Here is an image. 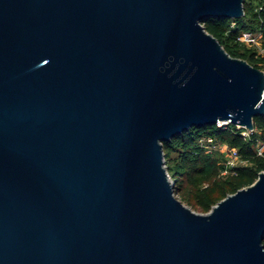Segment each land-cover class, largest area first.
I'll use <instances>...</instances> for the list:
<instances>
[{
    "label": "water",
    "instance_id": "1",
    "mask_svg": "<svg viewBox=\"0 0 264 264\" xmlns=\"http://www.w3.org/2000/svg\"><path fill=\"white\" fill-rule=\"evenodd\" d=\"M243 2L0 0V264H264V169L201 213L162 146L264 114Z\"/></svg>",
    "mask_w": 264,
    "mask_h": 264
},
{
    "label": "trees",
    "instance_id": "2",
    "mask_svg": "<svg viewBox=\"0 0 264 264\" xmlns=\"http://www.w3.org/2000/svg\"><path fill=\"white\" fill-rule=\"evenodd\" d=\"M243 7L244 14L240 18L210 17L202 24L231 56L256 66L255 52L237 37L243 31L255 30L261 33L264 44V0L257 4L244 0ZM253 123L255 130L248 138L241 133L243 127L229 122L225 125H194L169 140H163L164 162L174 181V191H181L189 203L206 211L226 194L254 181L258 172L264 169V154H257L254 149L257 140H264V114L255 115ZM206 134L236 146L247 163L230 166L229 174L219 175L224 164H219L216 157L198 143V138ZM203 182L208 183L202 186ZM186 186H189L191 196L186 195Z\"/></svg>",
    "mask_w": 264,
    "mask_h": 264
},
{
    "label": "built area",
    "instance_id": "3",
    "mask_svg": "<svg viewBox=\"0 0 264 264\" xmlns=\"http://www.w3.org/2000/svg\"><path fill=\"white\" fill-rule=\"evenodd\" d=\"M261 39H263V37L260 32L258 35H253L251 30L243 31L237 37V40L244 42L247 47L252 48V50L255 52L254 59H255L256 67L264 71V48L261 45V42H260ZM262 96L264 97V88L262 91ZM217 124L225 125L228 123H222L221 121H219ZM235 125L237 127H243V126H240L239 124H235ZM243 128L244 129L241 130V133L243 134L245 138H248L250 133L255 130L254 126L251 129L246 128V127H243ZM212 142H217L219 145L220 144L222 145V148L224 149V154H225L224 163L227 167L237 165L235 163V159L239 157L241 158V156L236 146H232L227 141L219 140L212 135H203L198 138V143L201 146L205 147L208 151L210 150L209 144ZM254 149L257 154L263 155L264 154V140H257L254 145Z\"/></svg>",
    "mask_w": 264,
    "mask_h": 264
},
{
    "label": "rangeland",
    "instance_id": "4",
    "mask_svg": "<svg viewBox=\"0 0 264 264\" xmlns=\"http://www.w3.org/2000/svg\"><path fill=\"white\" fill-rule=\"evenodd\" d=\"M251 1H252V4H257V2H258L259 0H251ZM247 31H248V30H247ZM252 34H253V35H258L259 32H258V31H255V30H252ZM260 42H261L262 47L264 48L263 39H261ZM243 44H244V43H243ZM243 46H245V45H243ZM206 135H211V134H206ZM212 136H213V135H212ZM219 140H221V139H219ZM218 142H219V141H218ZM209 148H210L209 152H210L214 157H216L217 162H218L219 164H224V168H222V169L219 171V175H223V176H225V175L229 174L230 171H228L229 169H228V167H227V166L225 165V163H224V160H225V154H224V149L222 148V145H221V144L219 145L217 142H212V143L209 144ZM235 163H236V164H244V163H247V160H245V159L239 157V158L235 159ZM225 168H227V169H225ZM207 183H208V182H203L201 185L204 186V185H206ZM188 188H189V186H188ZM188 188H187V186H186L185 193H186L187 196H191V192L188 190ZM175 194L177 195L178 198H180V199L182 198V199H183V200H182L183 203H185L186 205L190 206L193 210H195V211H197V212H201V213H205V212L208 211V210H206V211H204V210H200V209L196 208L195 206H193L192 203H189V202L187 201V199H185V197H183V194L181 193V191H180V192H175ZM263 242H264V239H263Z\"/></svg>",
    "mask_w": 264,
    "mask_h": 264
}]
</instances>
